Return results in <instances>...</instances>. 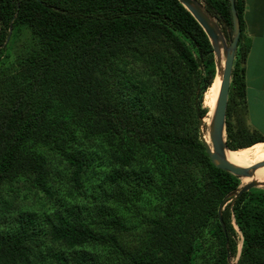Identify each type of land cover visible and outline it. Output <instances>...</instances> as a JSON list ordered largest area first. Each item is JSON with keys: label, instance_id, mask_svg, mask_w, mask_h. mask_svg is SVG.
<instances>
[{"label": "trees", "instance_id": "16d2710c", "mask_svg": "<svg viewBox=\"0 0 264 264\" xmlns=\"http://www.w3.org/2000/svg\"><path fill=\"white\" fill-rule=\"evenodd\" d=\"M198 1L229 40V0ZM234 3L240 35L225 118L229 150L264 143L248 120L249 45L242 1ZM9 32L25 37L26 50L0 78V225L11 207L16 212L0 230V264H97L94 250L104 245L126 264H198L201 256L202 264H229L233 221L243 238L235 264H264V189L227 198L224 229L219 221L218 206L239 180L214 166L199 139L216 53L179 0H0V52ZM60 176L79 191L89 178L101 180L102 203L39 214L14 205L30 192L54 198ZM134 194L163 206L148 220L146 244L130 252L110 231L126 227L105 201Z\"/></svg>", "mask_w": 264, "mask_h": 264}, {"label": "rangeland", "instance_id": "374dc122", "mask_svg": "<svg viewBox=\"0 0 264 264\" xmlns=\"http://www.w3.org/2000/svg\"><path fill=\"white\" fill-rule=\"evenodd\" d=\"M201 7L203 9L202 4ZM210 21L213 23V27L215 31L217 28V32L221 41L219 37L218 39L221 42V44L227 45L229 40L222 35L214 18H212ZM8 36L9 37L8 40L6 41V47L3 51L0 52V78L3 75H7L16 71L14 69L17 64V59H19L20 56H23L26 50L25 37L21 36L20 38L19 36H14V35L10 37L11 32H9ZM218 84H219V79L214 89L211 88L210 90L209 88L208 91L206 90L207 93L206 91L203 93L201 101L204 107H207L206 101H209V107H210V104L215 97ZM208 119L210 118L208 117ZM207 122L208 120H206V122L203 125L205 133L207 132V125H206ZM207 138L210 141V131H208ZM261 145L264 146V143H261ZM255 148L256 147L254 146V148H251L249 150V152L246 155V159L240 165H245L251 161L259 160L260 158L264 157V153H259L254 155ZM224 150L226 151V147H224ZM262 165L264 166V164ZM252 170L248 176L237 177L239 180V187L248 181H255L258 182V184L253 188L264 189V184L260 183L261 181H264V173L254 174L252 173ZM57 181H58L56 188L57 194L54 198H47L45 194L42 192H38V193L30 192V194L25 200H18L14 205L21 206L27 210L29 209L36 210L39 214V212H44V211H46V213L52 212L58 205L61 204H62L61 208H64L65 206L85 204L89 207L90 210H95L93 208L96 205L102 203L101 201L102 198L100 197L98 198V195L100 190H105V186L102 184L103 182L101 180H98L96 177L89 178V181L85 183L86 188L80 191L73 190L69 186L68 176H60V179ZM133 196L134 198H131L127 202L114 203L111 201L112 199H110L109 202L105 201V207L111 209L113 211V214L119 215L123 219L124 226L126 227L124 231H116L113 229H110V231L117 232L116 234L117 238L122 240L123 243L122 245L125 247L126 250L130 252H134L136 249H139L141 246H144L146 244L144 238L146 236L148 229L150 228L148 220L157 218V216L161 214V207L163 206V202L160 201L159 197L139 195V194H134ZM10 211L11 212H7L6 217L3 218L2 221L4 222L0 225V230H3L6 227L8 226L10 227L12 225L16 212L13 211L12 207L10 208ZM96 217L98 219L105 218V216L100 213H97ZM233 225L236 230L237 251L234 256H227V259L229 263L235 264L240 256L241 243L243 238L240 231L236 227L234 221H233ZM212 226L213 225L211 224V227ZM94 253L97 257V261H98L97 264H111V263L126 264V259L124 257H121V255L118 252L112 250L109 246L104 245L101 246L100 248H96L94 250ZM105 254L108 255L109 258L108 263L105 260H103ZM202 261H203L202 256L198 257L197 263L202 264Z\"/></svg>", "mask_w": 264, "mask_h": 264}, {"label": "water", "instance_id": "95a60500", "mask_svg": "<svg viewBox=\"0 0 264 264\" xmlns=\"http://www.w3.org/2000/svg\"><path fill=\"white\" fill-rule=\"evenodd\" d=\"M182 5L192 14V16L197 20V22L202 26L204 31L206 32L207 36L210 40V28L206 20L200 15L197 8L193 4V0H179ZM195 3H198L201 6V3L198 0H194ZM230 2V9L232 15V33L227 45H223L225 56H224V63L220 71V84L217 93V98L215 102V106L212 110V123L210 129V136H211V146H209L204 141L202 126L204 125V117L199 119V139L202 141L205 151L208 154L211 162L214 166L228 171L229 173L233 174L236 177L248 176L252 169H255L259 165L264 164V160L261 163H255L253 165L243 167L234 165L229 162L223 152V147H227L226 145V133H225V118H226V108H227V100H228V93H229V86L231 82V71L233 67V60L235 51L237 49V43L240 35V21L239 17L235 8L234 0H229ZM204 11V8H203ZM205 12V11H204ZM206 15H208L205 12ZM212 19L211 16L208 15ZM217 29V28H216ZM218 33V32H217ZM223 35V34H222ZM219 36V35H218ZM221 40V39H220ZM213 47V46H212ZM215 73H216V65H215ZM214 79V78H213ZM229 149V148H228ZM232 150V149H231ZM264 184V181L260 182ZM258 182L255 181H248L238 187L236 190L231 191L228 193L220 202L218 206V217L219 221L224 229V223L222 221L221 211L224 208L226 203V199L229 197H233L232 201L236 199L242 192L247 191L254 186H256ZM233 264V263H229Z\"/></svg>", "mask_w": 264, "mask_h": 264}, {"label": "crops", "instance_id": "0c3cea01", "mask_svg": "<svg viewBox=\"0 0 264 264\" xmlns=\"http://www.w3.org/2000/svg\"><path fill=\"white\" fill-rule=\"evenodd\" d=\"M246 58V105L249 123L264 135V0H241Z\"/></svg>", "mask_w": 264, "mask_h": 264}, {"label": "bare ground", "instance_id": "6f19581e", "mask_svg": "<svg viewBox=\"0 0 264 264\" xmlns=\"http://www.w3.org/2000/svg\"><path fill=\"white\" fill-rule=\"evenodd\" d=\"M193 4L197 8V10L200 13V15L206 20V22L208 23V26L210 28V34H211L210 35V42H211V44L213 46L214 59H215V53H216V60H215L216 73H215V76H214V79H213V82H212L213 83L212 89H214L215 86L217 85L218 79H219V84H220V71H221V68H222L223 63H224L225 51H224L223 45L220 42L221 40L219 41L220 37L218 36L217 29L215 31V29L213 27V23L210 21L211 19L208 17V15L205 14V12L203 11L202 7L198 3H195L194 0H193ZM218 37H219V39H218ZM219 84H218V88H217L215 97H214L213 101L211 102L210 107L207 110L208 112H207L206 116L204 117V123L206 122V120H208V122L206 124L207 125V132L206 133H205L204 127L202 126L204 141L209 146H211V136H210V141L208 140L207 137H208V131H210V129H211L212 110H213V108L215 106L217 93H218V89H219ZM208 117L210 119H208ZM206 135H207V137H206ZM254 146L256 147L254 149V155L255 154H259V153H264V146H262L261 143H256V144H254L251 147L240 148L238 150H229L228 148H226V151H225L224 147H223L224 156L229 162H231L234 165L247 167V166L253 165L255 163H259V162H261L264 159V157H262L259 160H254V161H251V162H249V163H247L245 165H240L246 159V155L249 152V150L251 148H254ZM251 159H253V158H251ZM252 173H254V174L264 173V166L263 165H259L258 167H256L255 169L252 170Z\"/></svg>", "mask_w": 264, "mask_h": 264}]
</instances>
